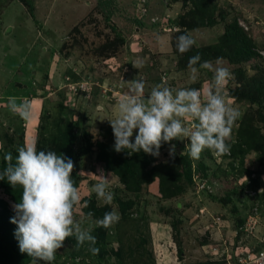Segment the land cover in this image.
Segmentation results:
<instances>
[{"label":"rangeland","instance_id":"1","mask_svg":"<svg viewBox=\"0 0 264 264\" xmlns=\"http://www.w3.org/2000/svg\"><path fill=\"white\" fill-rule=\"evenodd\" d=\"M29 1L31 13L18 0H0V165L6 167V152L15 158L18 146L31 143L71 158L81 197L74 219L97 241L77 247L76 237H69L51 264H225L227 256L263 249L264 93L253 103L229 94L250 95L254 82L264 81V0ZM233 21L254 52L236 63L222 57L233 74L225 86L227 102L240 112L229 141L239 147L236 153L217 156L206 149L193 159L185 150L187 139L171 142L174 159L167 143L159 157L117 153L108 120L118 118L119 101L128 94L124 81L142 79L146 96L157 84L197 88L205 100L213 72L199 69L193 81L176 38L185 31L196 48L215 51L223 45L229 52L220 36ZM216 59L210 60L213 66ZM8 97L28 100L31 119L11 112ZM185 124L191 127L193 120ZM117 155L135 172L154 169L156 176L129 184ZM99 170L114 193L111 204L92 191L102 181ZM176 188L182 190L164 196ZM19 190L0 180L4 216L15 215ZM113 209L120 220L107 229L95 225L94 215L88 218ZM90 247L99 253L93 255Z\"/></svg>","mask_w":264,"mask_h":264},{"label":"clouds","instance_id":"2","mask_svg":"<svg viewBox=\"0 0 264 264\" xmlns=\"http://www.w3.org/2000/svg\"><path fill=\"white\" fill-rule=\"evenodd\" d=\"M195 44V39L188 33L176 38V48L181 54L190 51ZM133 66L138 68L140 65L133 63ZM188 68L193 81L197 79L199 69L213 72L203 101L201 90L197 88L177 90L157 84L146 96L142 79L124 81L128 85V94L119 101L118 118L108 120L117 153L126 151L131 155L143 151L159 157L162 145L167 143L169 157L174 159L176 145L171 142L187 139L189 143L185 150L193 159H199L206 149L217 156L230 154L233 126L240 118V112L228 104L225 93V86L233 79V74L223 66L222 57H218L213 66L212 61H202L200 53L189 58ZM7 103L9 110L21 119H31L28 100L8 97ZM189 118L193 120L191 127L185 124ZM16 152L15 158L11 152L4 154L7 163L0 171V180H6L13 189L22 188L19 202L12 205L15 215L10 219L17 226L14 235L19 251L26 253L32 264H51L69 237H76L77 247L86 242L95 245L97 241L91 230L83 228L81 222L74 219L73 208L81 200L72 178L74 161L63 153L38 150L35 143L18 146ZM97 176L102 177V181L92 185V191L106 204H111L114 193L110 191L107 177L103 170H99ZM92 216V213L88 214L89 219ZM119 220V213L113 209L96 219L95 225L107 229ZM89 250L93 255L99 253L96 247Z\"/></svg>","mask_w":264,"mask_h":264},{"label":"trees","instance_id":"3","mask_svg":"<svg viewBox=\"0 0 264 264\" xmlns=\"http://www.w3.org/2000/svg\"><path fill=\"white\" fill-rule=\"evenodd\" d=\"M19 3H21L22 6L26 7L29 12L31 13V3L29 0H18ZM213 24L212 20L208 21V26H211ZM189 28V27H188ZM180 34H185V31H179ZM220 40L224 42L225 45H227L229 52H224L223 49L225 47L219 46L215 51H211L210 47H192L190 51L185 52L181 54L182 57V62L184 61L185 65H188L189 58L194 56L197 53L201 54L202 61H210L212 59H216L218 57H226L227 60L230 63H236L238 61H243L246 60L248 57H251L254 55V52L251 51V42L246 38V36L239 30V28L235 25V22H231V24H228L227 27L225 28L224 33L220 36ZM185 66V67H186ZM197 67H199L197 65ZM256 86H253L250 90V95L245 94V92H238V91H233L229 94L230 98L234 99H240V100H248L249 102L253 103L254 101L258 100L260 101L261 95L264 93V81L262 79H258L254 82ZM252 93V94H251ZM239 136L240 133H239ZM239 147L235 146L233 144L231 146V153L234 155ZM115 160L120 162L126 169L128 176L124 177V174L119 172L120 177H124L126 182H129V184H137L139 180L145 179L143 176H148L149 179H152L156 176L155 172L152 169L147 175H144L143 170L141 171H134V168H132L128 162L125 161V159L117 155L115 157ZM4 163L2 162L0 165L1 171L4 169ZM143 167V166H142ZM184 176L187 179H190V171L184 170ZM168 177V175H167ZM166 181H170V177L165 179ZM128 184V185H129ZM161 185V181H160ZM21 188V187H20ZM181 188H176L175 190L172 191H167L164 193V196H169L172 195L176 192L181 191ZM20 191L19 197L21 198L22 195V188ZM18 203V202H17ZM1 204V202H0ZM7 215L9 217L4 216V214L0 213V233L2 236H0V264H23L25 261H28L30 258L26 253L22 254L19 251V246H18V240L16 239L14 232L16 230V225L12 224L10 222V219L13 217L12 213H8ZM94 217L96 219H101L103 216H101L98 211H93Z\"/></svg>","mask_w":264,"mask_h":264},{"label":"built area","instance_id":"4","mask_svg":"<svg viewBox=\"0 0 264 264\" xmlns=\"http://www.w3.org/2000/svg\"><path fill=\"white\" fill-rule=\"evenodd\" d=\"M224 261L225 264H264V248L259 251L248 253L242 257L234 256V259L227 256V259L225 257Z\"/></svg>","mask_w":264,"mask_h":264},{"label":"crops","instance_id":"5","mask_svg":"<svg viewBox=\"0 0 264 264\" xmlns=\"http://www.w3.org/2000/svg\"><path fill=\"white\" fill-rule=\"evenodd\" d=\"M134 32H138V29L135 28V29H134ZM140 41L143 42L144 40H143V39H140ZM7 66H8V65H7Z\"/></svg>","mask_w":264,"mask_h":264}]
</instances>
